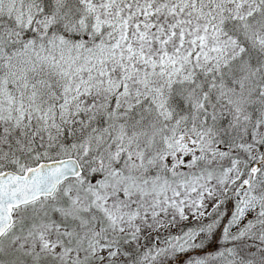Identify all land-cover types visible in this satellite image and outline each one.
Instances as JSON below:
<instances>
[{"label": "snow or ice", "instance_id": "6c2138e0", "mask_svg": "<svg viewBox=\"0 0 264 264\" xmlns=\"http://www.w3.org/2000/svg\"><path fill=\"white\" fill-rule=\"evenodd\" d=\"M0 264H264V0H0Z\"/></svg>", "mask_w": 264, "mask_h": 264}]
</instances>
